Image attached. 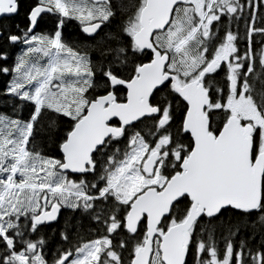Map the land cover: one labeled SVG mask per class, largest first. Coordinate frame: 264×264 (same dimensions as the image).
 Returning <instances> with one entry per match:
<instances>
[{
  "label": "snow or ice",
  "instance_id": "1",
  "mask_svg": "<svg viewBox=\"0 0 264 264\" xmlns=\"http://www.w3.org/2000/svg\"><path fill=\"white\" fill-rule=\"evenodd\" d=\"M21 12L0 24V264H264V0H0Z\"/></svg>",
  "mask_w": 264,
  "mask_h": 264
},
{
  "label": "trees",
  "instance_id": "2",
  "mask_svg": "<svg viewBox=\"0 0 264 264\" xmlns=\"http://www.w3.org/2000/svg\"><path fill=\"white\" fill-rule=\"evenodd\" d=\"M121 2L124 4H128L131 2V0H121ZM16 19L21 20V23L23 24V20H24L23 12H21V14L19 16H16V17L11 18V19H9V18L1 19L0 24H3V21H6L8 23V22L14 21ZM241 33L243 34V24H241ZM260 40H261V38L259 36L255 37V41H256L255 47L256 48H260L262 46L261 43H259ZM238 47L240 48L241 53H243V50L246 47V41L245 40L239 41ZM10 79H11V77H9V76L7 77V76L0 74V92H2L3 89L7 86V82ZM8 107H10V108L12 107L11 102L6 101V99L4 97H0V113L6 114ZM22 112H23L22 113L23 116L26 117L28 114L27 109H23ZM114 122H115V120H114ZM45 127H46V123H45ZM138 127H140V125H138ZM37 137H36V140L35 141L33 140L32 143L29 145L30 148L35 146V148L37 150H41L44 153H52L55 151L53 146L51 145L50 142L47 141V138L43 133H39L37 135ZM124 143H126V141L121 143V145H120L121 149H123ZM72 215L73 214L70 212V210L62 209L61 214L59 216V225L62 226L65 223V220ZM55 226H56V228L58 227V225L56 223H55ZM96 227L97 226L95 224H89L87 221H85L83 233L85 235H87L88 233H94L96 230ZM88 238L95 239L96 236L93 234V235L88 236ZM56 241H58V237H56ZM65 247H67V245H65Z\"/></svg>",
  "mask_w": 264,
  "mask_h": 264
},
{
  "label": "flooded vegetation",
  "instance_id": "3",
  "mask_svg": "<svg viewBox=\"0 0 264 264\" xmlns=\"http://www.w3.org/2000/svg\"><path fill=\"white\" fill-rule=\"evenodd\" d=\"M16 23H20L21 26H23V24L21 23V20H19V19H16L14 21H10L8 23L6 21H3V24H16ZM51 28H52V20L49 16H45L44 20L41 21L40 28H37L36 30L37 31H41V30L49 31V30H51ZM62 31H63V35H64L65 40L70 42L74 47L82 45L83 43L86 42L84 34L81 32L80 25L75 20L69 21L66 24V26L63 28ZM19 50H20V46H17L15 51L12 52L13 58ZM11 62H12V60H9V63H11ZM221 76H223V72H221ZM12 112H13V107H11V108L8 107L6 114H11ZM53 229H56L55 223H53L51 225V227L47 229L48 233L51 234ZM54 239L56 240V237H54ZM55 246H56L55 243L52 244L53 248H55Z\"/></svg>",
  "mask_w": 264,
  "mask_h": 264
},
{
  "label": "rangeland",
  "instance_id": "4",
  "mask_svg": "<svg viewBox=\"0 0 264 264\" xmlns=\"http://www.w3.org/2000/svg\"><path fill=\"white\" fill-rule=\"evenodd\" d=\"M37 138H38V137H37ZM35 140H36V139H35ZM35 140H34V141H35Z\"/></svg>",
  "mask_w": 264,
  "mask_h": 264
},
{
  "label": "water",
  "instance_id": "5",
  "mask_svg": "<svg viewBox=\"0 0 264 264\" xmlns=\"http://www.w3.org/2000/svg\"><path fill=\"white\" fill-rule=\"evenodd\" d=\"M115 120V119H114Z\"/></svg>",
  "mask_w": 264,
  "mask_h": 264
}]
</instances>
